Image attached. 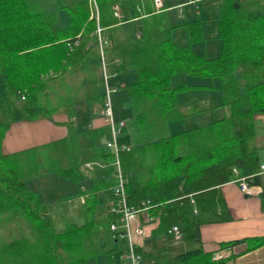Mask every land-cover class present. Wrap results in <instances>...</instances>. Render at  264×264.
I'll return each mask as SVG.
<instances>
[{"label": "trees", "instance_id": "trees-1", "mask_svg": "<svg viewBox=\"0 0 264 264\" xmlns=\"http://www.w3.org/2000/svg\"><path fill=\"white\" fill-rule=\"evenodd\" d=\"M96 2L101 34L110 43L106 51L103 48L104 57L112 60L108 48H118L120 61L109 63L108 71L137 75L126 85L123 102L131 111L128 124L133 140L131 148L119 155L128 174L127 203L139 207L147 201V208L158 211L159 223L150 233V242L156 244L168 235L173 224L185 241L184 251L161 254L147 264H215V250L202 248L199 226L227 218L216 187L237 176L249 179L259 168L253 117L264 113V0L218 1L214 19L220 48L212 56L191 47L204 39L199 16L168 25L153 5L142 15L141 7L149 0ZM113 3L120 6V19L113 14ZM133 19L139 28L123 37L118 32L121 23ZM180 25L186 29L185 44L171 38L172 30ZM95 27L96 20L89 18L88 0L52 8H46L42 0H0V264H88V259L98 255H104L107 264L120 261V252L117 261L113 259L119 250L109 229L114 216L97 211V191L114 183L112 156L98 142L99 130L81 131L74 121L77 105L82 104L90 115V108L104 97ZM90 58L95 62L89 76L74 86L64 82L67 72ZM182 72L196 83L174 84L173 76ZM86 81H93L90 91L84 89ZM60 87L65 88L64 93L59 92ZM190 87L215 88L221 92V100L181 108L176 95ZM210 108H220L221 115L203 125L168 131L170 121ZM58 111L68 116L67 135L52 143L51 153H40L36 146L2 151L1 141L12 122ZM82 134L95 141L89 159L105 162L106 174L92 177L82 203L83 221H66L56 231L41 192L28 182L46 172L76 183L86 178L76 152ZM240 240L250 249L264 244V235L222 241L220 247Z\"/></svg>", "mask_w": 264, "mask_h": 264}, {"label": "crops", "instance_id": "crops-1", "mask_svg": "<svg viewBox=\"0 0 264 264\" xmlns=\"http://www.w3.org/2000/svg\"><path fill=\"white\" fill-rule=\"evenodd\" d=\"M42 1L46 8H52L61 3L71 2L72 0ZM162 1L163 7L156 11H159V14L165 19L168 25L181 24L185 21L194 19L196 16H199L203 18L202 27L203 32L205 33L206 24L209 23V20L215 22L214 17L217 14V5L219 0ZM201 1L205 3H203V5L197 6L196 3ZM258 1L262 2L263 0ZM187 4L193 5V8L185 11L183 8ZM151 5V0H149L148 4L143 3L141 7L142 15L147 13V9ZM200 7H203V10H201ZM172 10H175L174 14L170 13ZM174 16H176L177 20L173 19ZM133 21H135L136 26L139 27V23L137 22V20L133 19ZM121 24L124 25L123 23ZM180 27L185 28L184 25H180ZM175 31L176 29L172 30V36L176 35L174 33ZM117 50L118 48L114 47H112L111 50H108L109 58L113 57L112 60L114 58H118L119 56H117ZM112 60H110V63H113ZM93 62H95V59L93 58H90L88 60V63L90 64ZM188 83H196V81L195 79H191ZM198 91L200 92L202 91V89L194 90V92ZM201 95L202 93H194L190 96V100L187 104H184L182 106V103L180 104L178 102V105L181 108L189 107V105L192 103L193 104L190 106H209L207 103V99H205L204 97H200ZM176 97L178 101L180 97L179 93H177ZM76 110L77 113L74 121L76 122L77 127L81 131H85L87 129L96 131L99 130L100 133L98 134V142L104 145V142L111 136L110 128L106 122L105 117L99 113H90V115H88L86 109L82 106V104L77 105ZM129 118L127 119L128 122ZM66 121H68V116L63 111L52 113L50 116H44L35 119L24 118L18 121H14L7 128L1 141L2 151L4 153H11L36 146L40 148V153H45L43 149L51 148L52 143L63 139L67 135V128L65 124ZM175 122L176 121L173 120L168 124V131L170 133H176L171 129V126L175 124ZM253 122L255 130V143L257 146V160L259 164L258 172L254 175H251L249 179L245 178L247 182L249 181V188L247 191L241 190L239 182L238 180H236L238 177L243 176H237L233 180H229L219 184L216 187V190L227 208V218L221 221L205 222L199 226V235L202 248L205 251H216V249L220 248V251L226 253V255L224 256L225 259L221 264H264V244L248 249L247 242L245 240H240L227 247H220V243L222 241L264 235V170L260 169V165L264 162V113L254 115ZM127 135L128 139L126 141H122L132 145L133 140L130 127ZM93 142L95 143V141L92 140L89 136H84L83 134L79 139V149L77 152L80 153L79 157L83 162L91 160L89 159V157L90 155H92L91 147H93ZM52 150L53 149L51 148L49 151H47V153H51ZM85 173L87 174V177L78 183L68 180L67 178L62 177L55 172L42 173L39 176L29 180L28 184L30 188L41 192L44 200L46 201L48 205V215L53 225V208L63 207L64 205H66L67 208L70 207L69 210L76 209V214H79L81 212V215L83 216L82 203L87 194L86 191L92 184V177H103L105 176L106 171L103 167L95 166L93 170H89ZM111 186L112 185H110L106 189L97 191L98 197H102L103 201H105L107 197L109 198V196L111 195ZM77 191V195L65 198V195L76 193ZM79 206L81 208H79ZM99 211L101 212V210ZM105 212L106 211L104 208L101 213ZM62 217L63 216H61V218ZM136 217L144 229V232L141 236H135L134 238L136 242V248L141 255V264H147L148 262L155 260L161 254L174 255L176 253L184 251L185 241L182 232L179 237H174L169 232L168 235L160 237V239L156 241V244L158 245L149 241V236L152 229H154L159 223L160 218L158 211L147 208L144 210H140L137 213ZM82 221L83 217L81 218V222ZM68 222L72 223V221L70 220ZM65 223L66 220L64 219L62 223L63 228L65 226ZM115 245L119 248V250L117 251L118 253L124 251V239H117ZM155 245L157 247H155ZM230 254L231 256H229ZM118 264L127 263L124 260H120Z\"/></svg>", "mask_w": 264, "mask_h": 264}, {"label": "rangeland", "instance_id": "rangeland-1", "mask_svg": "<svg viewBox=\"0 0 264 264\" xmlns=\"http://www.w3.org/2000/svg\"><path fill=\"white\" fill-rule=\"evenodd\" d=\"M203 3H205V2L201 1V2H197L196 4H197V6H200V5H203ZM191 8H193V5L187 4L184 6L183 9L185 11H188ZM200 8H201V10H203V7H200ZM211 11H212V9H211ZM202 12H204V11H202ZM170 13L174 14L175 10H172ZM171 14H170V16H171ZM173 19L177 20L176 16H174ZM201 19H202V25H203V18H201ZM138 28L139 27L136 26V22L131 21L126 25L125 24L121 25L119 27V31H121V34L123 33V37H126V36L129 37L130 34L133 33V30L135 31ZM174 29H176V31L174 32L176 35L172 36V34H171L172 40L176 43H179V44L187 43L188 38H187V33H186L185 28L180 27V26H176ZM213 32H215V33H213ZM202 33H203L204 39L192 43L191 47L193 48V50H195L196 52L208 55V56H212V55L217 54L219 52V48H220V40L217 37H215L216 36V21L213 22L212 20H209V23L206 24L205 33L203 32V27H202ZM212 34H214V35H212ZM109 45H110V43L105 44L103 46L105 51ZM108 50H111V48L110 49L108 48ZM105 54H106V52H105ZM91 67H92L91 64H88V63L74 67L70 73L67 72L65 74L64 82L69 83V85H71V86L76 85L77 83H79L80 81H82L83 79H85L87 76L90 75V72L88 70L92 69ZM99 69H100L101 85L104 89L101 67H99ZM51 74H53V71ZM136 78H137V75L134 72H128V73H124V74H122L121 72H119L117 74H112V72L108 73V79H107L108 86L110 88L115 87V89L112 90L110 95H109L113 118L115 121H117L119 119H123L126 121V125L122 129V133L117 136V139L119 141H122V140L126 141L128 139L127 134L129 131V126H128V120L127 119L130 117L131 111L128 107H126L124 105L123 102L127 98L126 85L135 81ZM191 79L194 80L188 74H185L183 72L177 73L173 76V83L174 84L188 83V82H190ZM214 79H215L214 81L216 82L217 78H214ZM92 82L93 81H86V88H84V89H86V91H90V86H93ZM94 82L98 85L97 88H99L100 87L99 82L97 80H95ZM58 89H59L60 93L65 92L64 87H60ZM196 89H202V91L194 92V90H196ZM178 93L180 96L178 102L180 104L182 103V106L184 104L188 103V101L190 100V96L194 93H199V94L202 93V95L200 97H204L205 99H207L208 105L216 104L217 102H220V100H221V92L215 88H193V87H190V88H186L183 90H179ZM52 99L54 100V98H52ZM192 104H190V105H192ZM221 113H222V111L220 108L205 109V110H202V111L197 112L195 114L187 115L183 120H175L176 122H175V124H173L171 126V129L175 132H179L184 128H191V127L203 125V124L210 122L211 120H214L215 118L220 116ZM51 148H53V147H51ZM51 148H45V149H43V151L47 152ZM79 155H80V153H78V156ZM72 204H73V202H72ZM79 208H81V207L79 206ZM98 208H99V210H101V212L103 211L104 208H105V211H107V202H106V200L103 201L102 197H100V196H99V200H98V204H97V211L99 213H101L98 210ZM69 209H70V207L67 208L66 205H64L63 207L53 208L52 214L54 216L53 217L54 218V225H53L54 230H60L63 228L62 223H63L64 219L66 221L68 219V221L70 220V221H72V223L81 222V218L83 217L81 215L82 213L80 212L79 214H76V209H73V210H69ZM61 216H63L64 219H63V217L61 218ZM68 216H69V218H68ZM136 250H137V248H136ZM117 255H118V252L115 251L113 254L114 262L117 261ZM87 263L88 264H107L104 255H98L95 258H90V259H88Z\"/></svg>", "mask_w": 264, "mask_h": 264}, {"label": "built area", "instance_id": "built-area-1", "mask_svg": "<svg viewBox=\"0 0 264 264\" xmlns=\"http://www.w3.org/2000/svg\"><path fill=\"white\" fill-rule=\"evenodd\" d=\"M153 7L156 10H159L163 7L162 0H151ZM89 6V18H94L96 20L95 33L97 35L98 41V50H99V61L102 71V78L104 84V97L103 99L93 105L90 108V113H99L103 115L106 119L107 124L110 128V138L104 142V147L108 149L111 153L112 160L110 164L113 167L112 176L114 179V183L111 186V195L106 200L107 202V211L109 214L114 216V220L109 223V229L111 232V236L115 238V242L117 239H124L125 241V249L120 252L119 259L126 261L127 264H141V255L136 250V242L134 240L135 236H141L144 232L143 226L137 220V213L140 210L147 209V201H142L141 206L134 207L127 203V193L125 189L126 182L128 180V174L125 173L121 167L120 163V152L129 150L131 145L119 141L117 136L122 133L123 127L126 125V121L123 119H119L117 121L114 120L111 102L109 95L115 87L110 88L108 86V64L110 63L104 57L103 46L107 43L106 37H103L101 34L102 27L98 23V5L96 0H88ZM113 14L120 19L122 16L121 9L119 4H112ZM77 40L75 41V44ZM119 58H114L112 60L113 63L118 64ZM51 74L52 71L50 70ZM117 71H113L112 74H117ZM23 98L24 96L21 95ZM106 163L98 160H90L85 161L81 164L80 168L82 171L87 172L89 170H93L95 166L105 167ZM260 169L264 170V162L260 165ZM233 172L237 173V170L233 168ZM236 180L239 182L240 189L243 191L248 190V183L245 177H238ZM174 237H179L181 235V231L179 230L177 225H172L168 230ZM226 253L220 251L218 248L212 255V259L217 261L215 264H221L218 262V259L224 257Z\"/></svg>", "mask_w": 264, "mask_h": 264}]
</instances>
